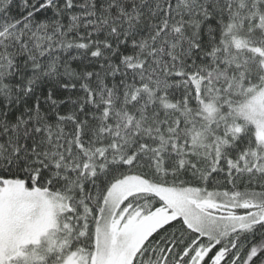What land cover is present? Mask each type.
<instances>
[{
    "label": "snow or ice",
    "instance_id": "obj_1",
    "mask_svg": "<svg viewBox=\"0 0 264 264\" xmlns=\"http://www.w3.org/2000/svg\"><path fill=\"white\" fill-rule=\"evenodd\" d=\"M0 264H264V0H0Z\"/></svg>",
    "mask_w": 264,
    "mask_h": 264
}]
</instances>
